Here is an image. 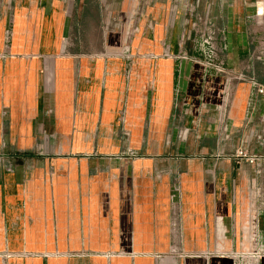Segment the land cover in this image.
<instances>
[{
	"label": "crops",
	"instance_id": "crops-1",
	"mask_svg": "<svg viewBox=\"0 0 264 264\" xmlns=\"http://www.w3.org/2000/svg\"><path fill=\"white\" fill-rule=\"evenodd\" d=\"M185 1L148 0L133 53L161 55V41L175 53ZM189 1L198 15L212 4L226 69L264 85L263 67L249 60L254 0ZM134 4L0 0V26L9 6L14 23L12 58L0 62V264H229L159 254L227 244L244 200L230 182L245 163L218 153L240 146L262 157L247 169L264 171V99L199 67L164 58L128 65L123 52L96 48L103 8L125 14ZM122 119L129 145L117 139ZM254 215L263 247L264 209Z\"/></svg>",
	"mask_w": 264,
	"mask_h": 264
},
{
	"label": "rangeland",
	"instance_id": "rangeland-1",
	"mask_svg": "<svg viewBox=\"0 0 264 264\" xmlns=\"http://www.w3.org/2000/svg\"><path fill=\"white\" fill-rule=\"evenodd\" d=\"M144 1L145 0L140 1L141 4L138 8L136 7L131 8L130 9L131 12L130 11L126 12V13L130 12V14L133 16H135L136 14L137 15L136 17L141 16L139 23L141 19L144 17L146 10H147L146 7L148 4V0H146L147 1L146 5H144ZM142 6H145V7L142 8ZM8 10L9 12L7 13L5 24L2 27L0 26L2 28V34H1V39H0V62L6 61L12 58V54L10 53V47H11L14 23H13L12 10L10 6L8 7ZM123 12L124 10L103 8L100 24L98 25L99 39L98 41H93V44L95 43L96 48H99L103 52L105 50H111V51L116 50L119 52H123L125 50L124 47L130 46V53H131L130 55L132 58L130 59L129 64L132 65V64H135L136 60L138 59L145 60V58H143L142 56L148 54L149 52L144 53V54L133 53L132 50L138 48V45H137L138 41L134 39L139 34L141 27L138 21H137L138 24L136 23L137 26L133 24L134 20L132 19L131 28L133 26L138 27L139 31L137 34H135L134 36L126 40L125 39V32L127 29L126 23L128 22L125 21V19H123V15H124ZM185 27L186 26L184 23L183 31L177 41V51L179 50V46H178L179 42H181V39H184L183 36L185 35L184 34ZM147 28L151 29L152 24H147ZM3 31H4V38L2 39ZM211 36H212V43L216 50V56H215L216 61L223 62V57L221 55V50L218 44V32H217L216 24H215L214 32ZM89 45H90V41L80 40L81 48H88L90 47ZM165 45H167V49L170 52L169 44L166 41L160 42L161 49H163ZM190 47L191 45H189L188 41L183 40V43L181 44V48L188 50ZM117 58H115V60ZM118 59L122 60L121 58H118ZM201 59L203 60L202 57ZM249 60L254 64H260L264 70V66L259 59L257 60V58H251V55H250ZM179 63L188 64L192 67L190 63H183V62H179ZM206 71H209L215 77H222V76L216 75L213 70H206ZM241 73H243L246 76H253L254 79L257 81L253 73L251 74H247L244 72H241ZM177 106H179L180 108L182 105L180 102H178L175 107ZM152 107H153L152 105L147 106L148 116L153 110ZM124 113L125 111L124 109H122L120 111V114L122 115ZM5 115H6V112L5 110H3V118L5 117ZM119 124H120V127L118 129L119 136L117 137V139L120 141V143L124 145H129L130 135H129V131H127L126 129H123V119L119 121ZM188 137L189 136H183L180 138V141L187 142ZM224 137L225 136L219 135V130L216 131L215 141L217 144H219V142L223 144L224 142L229 141L228 138L226 139V137L225 138ZM147 141L149 144L150 141H154V139L147 138ZM120 155L122 156L125 155L131 160L140 157L137 154H134L133 152H126V154L120 153ZM218 155L222 156V159H223L225 155L235 156V152L221 151L220 153H218ZM236 159H240L243 163H245V165L250 164L247 160H245V158L237 157ZM245 165L241 170L243 172L242 178H238L239 180H235V178L233 179L232 177V180L230 182L231 193H238L242 195L244 200H242L240 202V206L237 207V208L241 207L239 208L241 212L239 210H236V215L234 217L233 222L231 223L230 226L227 227V233H226V236H227L226 239L228 241L227 244L220 248H210V249L172 248V249L164 250L159 255L180 256V257L182 256L222 257V258H225L229 262V264H261L262 260H264V246L260 247V245L257 242L256 224L258 221H257V217L254 214L257 209L259 210L264 209V171L260 169L258 170L257 169H254V170L247 169ZM249 172L250 173L252 172V174L250 175ZM257 172L259 174L255 175V173L257 174ZM246 173H249V175H247ZM259 235L262 236V233H260ZM263 236H264V233H263ZM230 237L234 238L235 242H233L234 243L233 246H231V244L229 243Z\"/></svg>",
	"mask_w": 264,
	"mask_h": 264
},
{
	"label": "built area",
	"instance_id": "built-area-1",
	"mask_svg": "<svg viewBox=\"0 0 264 264\" xmlns=\"http://www.w3.org/2000/svg\"><path fill=\"white\" fill-rule=\"evenodd\" d=\"M140 1L142 0H134L133 8H138L140 6ZM147 4V1H144V5ZM184 16H185V35L184 39H181L179 42V50L173 54L169 52L167 49V45L162 49L161 55H154L152 53H148L143 55L142 57L150 60L157 61L161 58L170 59L174 61H179L183 63H190L192 67H199L202 70H213L216 75L222 76L224 84L228 89L234 88L237 83L246 82L250 85L253 92L264 99V85L257 82L253 76H246L241 72H230L224 66L222 61H216V50L212 43V34L214 32L216 19L214 15L211 13L212 4L209 5L205 13L197 14L194 10V6L191 2L186 0L182 3ZM254 14L252 17V25L249 31L251 40H252V50H251V58L259 59L264 66V0H254ZM145 6H142V8ZM131 12V11H130ZM130 12L125 13L123 15V19L127 21V29L125 32V39L128 40L132 36L138 33V27H132V19L134 20L133 24L136 25L137 21L139 23L140 17H136L131 15ZM175 12V5L171 8V20L173 19V15ZM137 23V24H138ZM137 26V25H136ZM4 38V31L2 35V39ZM183 40L188 41L191 47L186 50L181 48V44ZM125 50L124 58L129 65V61L132 58L130 53V46L124 47ZM203 58V60L201 59ZM129 68L126 72V77L130 75ZM3 115V114H2ZM218 130L220 136L225 135V126L223 122V115L218 116ZM224 137V138H225ZM225 140V139H224ZM235 157L245 158L250 164L260 161L262 159L261 156H256L251 153H247L242 147H239L235 151Z\"/></svg>",
	"mask_w": 264,
	"mask_h": 264
}]
</instances>
